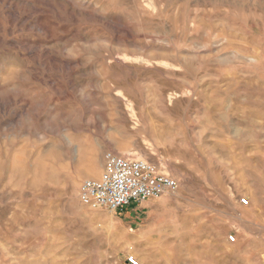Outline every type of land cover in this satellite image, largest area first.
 Wrapping results in <instances>:
<instances>
[{
  "label": "rangeland",
  "instance_id": "374dc122",
  "mask_svg": "<svg viewBox=\"0 0 264 264\" xmlns=\"http://www.w3.org/2000/svg\"><path fill=\"white\" fill-rule=\"evenodd\" d=\"M106 152L176 190L82 204ZM131 255L264 264V0H0V264Z\"/></svg>",
  "mask_w": 264,
  "mask_h": 264
},
{
  "label": "built area",
  "instance_id": "2783aa9c",
  "mask_svg": "<svg viewBox=\"0 0 264 264\" xmlns=\"http://www.w3.org/2000/svg\"><path fill=\"white\" fill-rule=\"evenodd\" d=\"M104 163L98 177L86 178L79 186V200L91 207L120 211L131 203H141L147 199L174 191L177 181L169 175L159 173L151 162L121 156L112 152L104 154ZM240 203L248 204L240 198ZM236 236L228 234V242H234ZM128 264H138L131 255L126 258Z\"/></svg>",
  "mask_w": 264,
  "mask_h": 264
},
{
  "label": "bare ground",
  "instance_id": "6f19581e",
  "mask_svg": "<svg viewBox=\"0 0 264 264\" xmlns=\"http://www.w3.org/2000/svg\"><path fill=\"white\" fill-rule=\"evenodd\" d=\"M126 156H129V157H133V158H139V156L137 155V153L136 154H134V153H127V155Z\"/></svg>",
  "mask_w": 264,
  "mask_h": 264
},
{
  "label": "crops",
  "instance_id": "0c3cea01",
  "mask_svg": "<svg viewBox=\"0 0 264 264\" xmlns=\"http://www.w3.org/2000/svg\"><path fill=\"white\" fill-rule=\"evenodd\" d=\"M97 174H99V171L98 172H96V174L95 175H97ZM99 176V175H98ZM148 200H150V199H147V200H145V201H143V202H146V201H148ZM142 204V203H141Z\"/></svg>",
  "mask_w": 264,
  "mask_h": 264
}]
</instances>
